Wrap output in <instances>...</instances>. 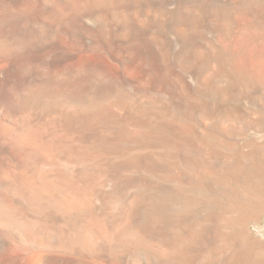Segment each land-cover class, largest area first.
Wrapping results in <instances>:
<instances>
[{
	"label": "bare ground",
	"instance_id": "obj_1",
	"mask_svg": "<svg viewBox=\"0 0 264 264\" xmlns=\"http://www.w3.org/2000/svg\"><path fill=\"white\" fill-rule=\"evenodd\" d=\"M262 208L264 0H0V264H264Z\"/></svg>",
	"mask_w": 264,
	"mask_h": 264
},
{
	"label": "rangeland",
	"instance_id": "obj_2",
	"mask_svg": "<svg viewBox=\"0 0 264 264\" xmlns=\"http://www.w3.org/2000/svg\"><path fill=\"white\" fill-rule=\"evenodd\" d=\"M257 111H258V109H257ZM240 138L244 141H248L250 143H255V140H251V139L249 140V137L246 135L243 137H240ZM228 143H232V142L230 141ZM262 211H264L263 208H262ZM252 218L253 217H251L248 221V223L250 225L249 224L247 225V226H249L248 227L249 233L251 234V236H253L255 238L256 241L259 240L261 242L263 241V243H264V212H261L260 214H257V216L254 217L255 220H257V221L253 220L254 218L253 219ZM253 221H255V222H253ZM251 222H253V223H251ZM259 241H258V244H259ZM251 248H253L251 251H253V253L255 252L254 253V255H256L255 258L257 260H260V261L263 260L264 246H263V248H261L260 246H258L256 244L254 246H251L250 249Z\"/></svg>",
	"mask_w": 264,
	"mask_h": 264
}]
</instances>
